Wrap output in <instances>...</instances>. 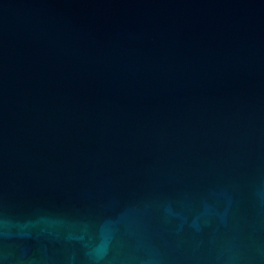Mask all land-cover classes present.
I'll return each mask as SVG.
<instances>
[{
  "label": "water",
  "instance_id": "water-1",
  "mask_svg": "<svg viewBox=\"0 0 264 264\" xmlns=\"http://www.w3.org/2000/svg\"><path fill=\"white\" fill-rule=\"evenodd\" d=\"M0 264H264V0H0Z\"/></svg>",
  "mask_w": 264,
  "mask_h": 264
}]
</instances>
